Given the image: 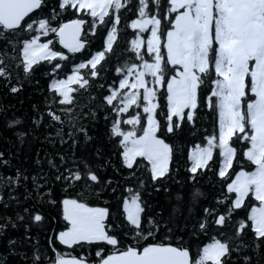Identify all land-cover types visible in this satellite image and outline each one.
I'll return each instance as SVG.
<instances>
[{"label":"snow or ice","instance_id":"1","mask_svg":"<svg viewBox=\"0 0 264 264\" xmlns=\"http://www.w3.org/2000/svg\"><path fill=\"white\" fill-rule=\"evenodd\" d=\"M41 67L47 94L15 136L42 128L71 155L30 169L0 150V264H264V0H0V81L43 93ZM186 127L199 139L181 149ZM93 144L95 162L77 155ZM181 167L193 186L165 215L152 193Z\"/></svg>","mask_w":264,"mask_h":264},{"label":"trees","instance_id":"2","mask_svg":"<svg viewBox=\"0 0 264 264\" xmlns=\"http://www.w3.org/2000/svg\"><path fill=\"white\" fill-rule=\"evenodd\" d=\"M126 17L122 16L121 24L123 25ZM132 30L128 29L127 33L125 30L121 29L120 40L118 42V47L116 49L117 53H120L121 50L125 46L126 39L130 38ZM101 41L99 38L96 39V43L93 45V50L99 47ZM56 48H60L59 44L55 45ZM80 54H77V62ZM124 56H121V61L124 59ZM115 59L113 58L112 63L115 64ZM47 67V66H45ZM109 76L115 75L114 72L109 73ZM48 77L44 74V67H41L37 70L34 80L40 81V87L45 88V91L42 93L39 91L35 86H29L27 83L25 84L24 90L16 96L11 95L8 93L7 89L4 87L2 81H0V109L6 110L7 115H0V150L10 151L13 153L11 158V163L17 167L23 168H30L35 169L34 161L36 159L37 153L43 159L46 157L47 154H54L57 151H61L66 153L67 155H71V151L68 145L63 146L61 148L59 145L53 147L52 145L48 144L43 138V129H39L37 132L38 138H33V136L25 137L24 143H20L16 136L15 132L17 130H25L31 126L30 117L32 115V105L33 104H42L44 95H46V83ZM111 82V80H109ZM97 94H99V90L97 89ZM101 119L97 123L95 128H90V131L93 135H101L104 128V121H103V114L101 113ZM18 117L22 121L20 125H16L12 129H8L6 127L5 121L8 118ZM201 130L205 127L210 128V121L203 120L200 125ZM172 142L179 145L181 149L186 148L188 142H195L199 139V133L195 135L189 132L188 128L186 127L183 131H178L174 136H172ZM105 154L107 155L112 149L111 145L107 144L106 139L101 142L97 141ZM96 144H93L92 147H88L86 149H78L77 155H84L87 156L90 160L95 162V157L92 155ZM181 153L177 151L176 159L180 160ZM175 170V166H174ZM9 169L7 168H0V173L7 174ZM112 169L109 168L106 171H102L101 175H111ZM51 175V173H50ZM187 173L185 172L184 168L181 167L179 169V175L175 177V180L181 181V183H176L173 181H168L169 193H165L163 190L160 192H153L151 203L155 206L157 210H162L165 215L169 214L172 211V206L177 204L175 199V193L177 191L182 193V196L185 200L188 199V193L192 189V184L190 182H186L185 178ZM197 187H202V190H207L208 183L207 180L203 181L201 185H197ZM22 191V190H21ZM183 210V209H182ZM54 211V210H53ZM3 213V210L0 209V214ZM13 235H19L15 231L12 233ZM5 241L0 240V248H3ZM59 250L64 252L68 258L71 256H78V255H88L89 259L94 256V249H82L76 246L72 248H68L65 246H60ZM10 264H14V261L17 259L16 257H10ZM254 262L257 257H254Z\"/></svg>","mask_w":264,"mask_h":264}]
</instances>
